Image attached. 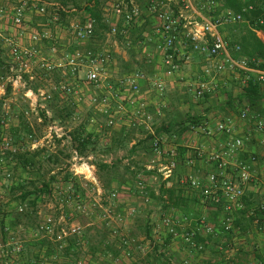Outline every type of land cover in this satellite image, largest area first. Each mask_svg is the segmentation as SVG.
<instances>
[{"label": "crops", "instance_id": "1", "mask_svg": "<svg viewBox=\"0 0 264 264\" xmlns=\"http://www.w3.org/2000/svg\"><path fill=\"white\" fill-rule=\"evenodd\" d=\"M44 1H49V4L52 3L50 2L51 0ZM88 1L92 0H74L80 6L85 5ZM195 1L198 2V0ZM130 2L134 3V0H130ZM140 10V16L126 34L112 37L108 35L107 31L102 37L93 35L85 41H76L70 30L72 25H82L89 18L84 12L70 14L66 17V26L55 25L52 29H50L49 22L44 20L45 17L42 15L31 12L25 17V20L29 22L28 28L33 32L29 35L27 45L32 42L30 37L37 33L39 40L36 46L47 57L51 55L52 50L55 51L52 54H55L56 57L66 53H73L76 50L109 51L111 61L106 67L108 79L104 82L103 88L95 90L97 95L110 94V111L108 115H102L105 116L106 122L109 119L113 120L112 126L108 127L106 124L108 130L113 129V133H109L104 141L112 145L115 139H119L125 145V150L118 149L117 153H124V156L121 157L122 164L129 175H131L132 181H134L132 173L141 172L148 165L153 167L152 171H148L151 173L150 175L143 176V174H140L144 178L146 185L145 194L153 203L149 205V210L146 212L150 221L148 222L147 218L144 228H139L142 229V233L129 239L125 235V233L130 235L129 231L121 229L120 225H112V222H114L112 219L111 222L104 223L105 227L98 231L103 242H99L98 247L93 245L91 247L89 246V234L90 232H95V230H88L84 227L83 240L85 247L82 252L85 251L86 256H84L82 261L84 264H153L151 259H157L155 264H170L171 262L181 264L183 260H187L190 264H229V261H234L237 264H259L264 258V210L261 209V205L264 203V148L258 144L255 136L246 139L248 134L247 124L238 118L241 108L238 107V103L235 100L232 106L236 109L237 115L234 114L230 107L227 106L226 95V92H231L232 97L236 99L243 85L242 76L237 72L231 71L216 72L212 68L213 61L192 52L190 60L182 63L179 72L167 75L162 65V40L159 34L156 36L155 33V28L156 26L158 28L159 22L157 21L156 23L155 17L148 13L147 10ZM72 11L74 12V9ZM104 11L108 27L112 24L121 27V19L114 15L110 9H105ZM225 29H221L222 34ZM233 31L235 33L232 37H227V35L223 34L226 41L229 39L236 42L242 39L246 40L252 33L254 34V39L264 44V32L250 28L248 23L233 25ZM178 48L182 52L190 51L189 46L183 40L178 43ZM241 57L247 59L246 56ZM134 72H143L148 78L147 81H140L139 83L141 93L138 101L134 105H128L122 99L112 98L113 91H108L106 84L109 82L115 86L119 79ZM155 78L163 84L164 89L161 94L156 92L151 86L150 81ZM201 83L207 84L211 90L205 94L207 97H204V95L196 98L188 91L189 85L194 89L196 85ZM151 90H154L158 95H164L168 91L175 98L176 94L178 97L173 101L171 99L168 100L166 96L164 99L160 98V102H156L150 100L147 96ZM123 96L120 95L122 98ZM197 99H199L198 102H196ZM142 103L146 106L141 109L140 105ZM114 104L118 106L113 107ZM114 109H117V111ZM127 112L130 114H126ZM116 114L119 117H114ZM188 115L201 117V123L177 137V134H175L176 128H178L177 125ZM249 117L254 116L249 114ZM218 123H223L231 128L232 137L243 138L245 152L238 155L237 158L239 160L247 161L250 155L256 157V162L252 166V182L246 187L244 193L243 209L234 213L233 229L230 232L221 231V213L218 215L214 207L204 205L195 191L181 183L182 179L187 175L205 177L208 173L214 171L213 164L207 161V154L220 149L228 136L217 132L212 136H205L200 128L213 129ZM164 130H169L171 133L174 132L179 145L178 151L180 149L186 150L183 156H178L176 170L173 176L165 182L167 187L174 186L176 195L179 191V195L176 198L179 206L171 209L175 211L176 215H184L192 219L204 217L217 232L214 236H208L203 233L197 235L195 241L203 247L201 251L192 249L180 239L174 241L165 239L162 243L155 241L156 239L154 240L151 234L150 224L152 221L154 222V217H158L161 213H166L167 210L152 197V195H158L160 183L158 184L157 182V158L150 149L149 138L150 131L158 133ZM92 134L95 139L97 131ZM110 160L103 161V164L107 165L108 168H111L114 164ZM189 160L192 161L191 166L187 165ZM97 184L101 194H99L96 187L91 186L94 187L97 195L103 199L106 190L99 185L98 181ZM129 185V181H124V179L120 181L111 179L109 182L111 193H116V198L117 196L127 197V195L122 193V189ZM78 187L80 192H82V189H80L82 185ZM137 191L141 194L136 188ZM135 194L137 196L129 197L133 204L136 203V199H143V194ZM109 195H106L107 199ZM126 197L125 199H118V204H126L124 201L127 199ZM163 198H165V195ZM6 206L7 209L15 208L16 203L12 202ZM1 207L3 205H0V209ZM5 210H0L2 222L7 223L13 230H17V227L22 226L28 234V238L23 241V252L18 257H14L10 261L11 264H28L33 260L39 264H65L71 262L67 258L68 256L71 257L70 253L74 256L77 255L79 249L76 247L75 241L72 248L67 249L65 247L63 251H59L57 247H54V243L47 238L34 239L30 236V231L36 227L41 218L39 217L40 212L35 211L36 209L31 212L32 217L38 219V222L33 227H26L23 222H18L17 224V222L12 221L11 215L7 213L10 210ZM121 211H124L122 207ZM117 228H119V231ZM124 236L132 241L128 248L119 242L120 239L125 238ZM4 240L5 234L0 231V244ZM114 240L119 241L116 244ZM148 245L150 246L148 247ZM126 248L130 250V253L134 254V257L132 256L130 259L124 257ZM0 256L3 257L1 252ZM3 259L5 258L0 257V262Z\"/></svg>", "mask_w": 264, "mask_h": 264}, {"label": "built area", "instance_id": "2", "mask_svg": "<svg viewBox=\"0 0 264 264\" xmlns=\"http://www.w3.org/2000/svg\"><path fill=\"white\" fill-rule=\"evenodd\" d=\"M1 1V0H0ZM9 6V20L15 27H21L28 13L44 16L45 9L36 8L30 0H3ZM56 1V0H53ZM110 11L121 19L122 24L119 29L116 24L109 26L108 35L116 37L124 35L140 16V8L132 2L125 0H109ZM253 10V5H247L241 12H234L229 9H219V4L214 0H163L157 3L152 1L147 12L152 14L159 26L155 28L156 36L159 34L162 40L163 59L162 65L167 75H173L180 71L183 62H188L191 58V52L199 54L213 61L212 68L216 72L231 71L242 73V83L244 84L250 76L253 75L257 81H264V70L253 69L247 66V59L235 57L240 52L238 45L230 46L228 41L221 33V29L233 26L239 23L249 22L244 18V13ZM2 12V11H0ZM52 20L57 21V15H52ZM256 23L262 24V19ZM94 22L87 18L82 25H72L70 30L76 41H85L93 36ZM31 44L25 46L19 42L9 41L8 60L5 62L6 78L5 88H9L12 94L20 93L21 97L28 103L31 110L44 111L46 117L50 120V114L43 103L52 100L53 93L46 88L38 87L33 89L30 83L35 79L33 66L37 67L44 75L58 73L61 82L53 87V90L59 94H77V89L88 87L92 92L88 96L90 105L97 108L100 115H108L110 111V94L97 95L95 90L103 88L104 82L108 79L106 67L111 61L109 51H80L62 54L56 57L52 50L48 57L43 55L37 48L39 36L33 34L30 37ZM183 40L190 51H180L178 43ZM80 73H82L80 75ZM148 78L143 72H134L118 80L115 86L111 83L106 84L108 91H113L111 95L114 99H122L128 105H134L138 101L141 93L140 81H147ZM153 89L161 94L163 84L157 79L150 81ZM189 85V84H188ZM81 86V87H80ZM5 89V90H6ZM4 88H0L2 93ZM211 89L205 83L196 85L194 89L189 85L188 91L196 98L203 97ZM94 91V92H93ZM124 92V93H123ZM120 95H124L123 98ZM146 105L142 103L141 109ZM122 109V108H121ZM249 108L244 106L239 112V119L246 122L248 134L246 139L255 136L256 141L264 148V117H249ZM110 117V116H109ZM107 126L113 125V120L106 122ZM4 121H0V151L15 153L24 151L23 147L14 148L8 139L2 133ZM205 136H212L217 133L226 134L228 137L223 146L207 154V161L214 166V171L208 173L205 177L187 175L181 181L190 189L195 191L204 205L218 206L221 213L220 228L222 232H230L233 229V215L235 212L243 209V197L246 187L252 182V166L256 162V157L250 155L247 161L239 160V154L244 153L243 138L231 136L232 130L223 123H218L213 129L200 128ZM46 140L68 139L70 136L54 121H49L47 126ZM149 145L153 155L157 158V182L164 183L170 179L177 167L178 143L176 137L169 136L166 132L150 131ZM40 143L31 141L28 151L38 149ZM72 164L69 169L68 180L60 189L62 196L59 199L58 210L60 211L58 219L53 215L47 214L39 219L36 227L30 231V236L34 239L47 238L56 244L58 250H64L69 240H74L76 247L80 250L85 247L83 240V228L77 224H68L64 206L75 203L76 209L81 214H86L85 206L80 204L82 195L79 185L86 182L99 191L95 178V166L92 163L93 157L90 155L81 156L76 150H72ZM1 162V159H0ZM191 166L192 161H187ZM84 171L80 172L79 169ZM145 171H152L151 165L144 167ZM8 177V175H7ZM160 185V184H159ZM136 188L143 194L145 203L151 200L146 196V185L141 175L137 176ZM116 198V193L108 196V206L98 204L101 210V220H112L111 201ZM165 199V198H163ZM26 203L17 207V213H23ZM264 210V203L261 205ZM167 212L161 213L157 220L150 224L151 234L155 241L161 243L165 239L174 241L180 239L196 251H201L203 247L196 243L195 238L199 233L208 236L217 234L214 227L206 221L204 217L192 219L184 215H176L171 208ZM135 209H129L128 215L135 214ZM110 222V221H109ZM108 222V223H109ZM0 231L5 234V240L0 244V252L5 258L0 264H11L14 257H18L23 252L24 242L16 238L15 231H24L22 226L13 230L7 223L0 225ZM121 243L128 248L132 241L122 238ZM125 255H130V250L125 251ZM28 264H39L33 260ZM65 264H84L79 259ZM174 264V263H170ZM181 264H190L183 260ZM229 264H237L229 261ZM259 264H264L261 261Z\"/></svg>", "mask_w": 264, "mask_h": 264}, {"label": "rangeland", "instance_id": "3", "mask_svg": "<svg viewBox=\"0 0 264 264\" xmlns=\"http://www.w3.org/2000/svg\"><path fill=\"white\" fill-rule=\"evenodd\" d=\"M134 4L139 7L137 3L134 2ZM8 6L9 5L3 0L0 1V11H2L0 12V59L2 61V64H0V88H4V90L6 89L5 62L8 60L7 54L9 51V41L19 42L27 46V43L29 42V35L33 33L27 26L29 24L27 20L23 21L21 27H15L12 25L9 20L10 15ZM234 33L235 32L233 31V26L229 28L226 27V29L223 31V34L225 36L227 35V37H232ZM33 71L35 79L30 83L31 87L46 88L53 93L52 100L42 104V106L49 111V114L51 116L50 120L48 119V117H46V119L41 117L40 111H32L31 107L21 97L20 93L12 94L11 91L7 92L6 89L4 93L0 91V102H2L0 116L4 118L2 133L14 148L23 147V149L27 150L30 146L31 141H36L40 143L38 149H41V152H44V154H41L38 159H36V163L34 166L29 168H22L15 165V161L7 157L6 152L0 151V205H3V207H1V210L7 209L6 205L15 202V199L18 198V192L10 190L15 182H28L26 189L31 190L33 188L39 187L42 183L50 181V178H53V182L51 184L52 191H50L49 195L42 196L38 199L35 211L40 212L39 217L51 214L55 219H58L60 213V211L58 210L59 199L62 196L60 189L63 187V183L66 182L68 175H70L69 169L72 164L71 158L73 146L71 144V140L68 139H44L49 121H54L59 126H61L69 136H71V133L79 131L82 127L84 128L86 133H95V131H97V137L94 139L93 144L89 145L86 153L81 154V156H93L92 163L95 166L94 175L96 181H98L99 185L106 190L105 197L102 199L97 195L94 187L86 182L81 181L82 187L80 189H82V192H80V194L83 195L80 204L85 206L86 214L79 213V211L76 209L77 205L75 203H72L69 206H64L67 223L80 225L83 229L84 227L88 230L94 229L95 232H90L89 234V246L92 247L93 245L94 247H98L99 242H103L98 231L105 227L104 223L112 221H102L101 218H99L101 216V210L98 208V204H102L105 207L108 206L106 195L111 194V187L109 186V182L111 179H117L119 181L121 179H124V181L127 180L130 183L129 186H125L122 189V193L124 195H127V197L125 196L127 199L124 200L126 204H118V199H125V197L121 196H117V198H114L111 201V217L115 222H112L113 224H111L114 226L120 225L121 229L129 231L130 235H127L125 233V235L129 239L134 235L138 236L139 233H142V229L139 228H144V225H146L145 221L149 217L148 215H146V212L149 210V205L153 203L152 201H150L149 203H145L144 199L141 198L136 199L135 204L130 201V196H137V194L135 193H138V195L140 193L138 191L136 192V183L135 181H132L131 175H129L122 164L121 157L124 156V153H117V150L124 149L125 145L119 139H115L112 145H109L108 142L104 141V139L108 137L109 133H113V129L111 128L110 130H108V128L106 127L105 116L100 115V113L97 111V108L89 104L88 96L92 92V90L88 87H81V89H77V94H59L58 92L53 90V87L60 83L62 80L58 73L55 72L44 75L35 66H33ZM81 74L82 73H80V75ZM147 96L150 100H154L156 102H160L159 99H164L166 96L168 100L171 99L173 101H175V99H177L178 97V95L176 94L175 98L168 91H166L164 95H158L154 90H151L147 94ZM198 101L199 99H197L196 102ZM117 106L118 105L114 104L113 107ZM238 107L240 106L238 105ZM114 110L117 111V109ZM230 110H232L233 113L237 115V111L234 107L230 108ZM65 111L71 112V116L67 119L63 118L65 116H63L62 118H58V115H61L59 114V112L64 115ZM126 114L130 113L127 112ZM114 117L119 116L118 114H116V116L114 115ZM24 123H26L30 127L32 138L21 132V127ZM17 125H19V130H17L18 134L15 133L16 131L14 132V129L17 127ZM17 135L21 136L20 141L17 140ZM47 155H49V157H47ZM107 160H110L112 163H114L113 167L115 168H101L98 166V164L105 165L103 164V161ZM79 171L83 172L84 169L81 168L79 169ZM29 182H31L32 184H29ZM137 205H139V207H137ZM27 207L28 206L26 205L24 209L26 210ZM121 207L122 209H124V211H121ZM130 208H134L136 212L135 214L129 216L127 214V210H129ZM7 210H10L9 212H7L10 215L15 211L14 208H8ZM138 210L140 211L138 212ZM154 220L156 221L157 217H154ZM149 221L150 218H148V222ZM37 222L38 219L31 216L28 219H25L23 223L26 227H33V225H35ZM131 225H133L132 228H130ZM117 229L119 231V228ZM13 235L16 238L21 239L22 241L28 238L26 230L25 232L15 231ZM118 241L119 240L115 241V243L117 244ZM119 242L121 243V241ZM53 245L54 247H56L55 243ZM149 246L150 245H148V247ZM69 255L71 257L68 256L67 258L68 260H71V262L74 261V259L84 260L86 252H82L81 249L77 251V255L74 256L71 255V253ZM132 256L134 257V254L132 253H130L129 256H126L124 254V257L126 259H130ZM151 260L152 262H150L153 264L157 262V259Z\"/></svg>", "mask_w": 264, "mask_h": 264}, {"label": "trees", "instance_id": "4", "mask_svg": "<svg viewBox=\"0 0 264 264\" xmlns=\"http://www.w3.org/2000/svg\"><path fill=\"white\" fill-rule=\"evenodd\" d=\"M31 1V0H30ZM126 2H130V0H125ZM152 1L156 0H134L135 3L139 5L140 9L147 10L149 5ZM163 0H157L158 2H161ZM219 4V9H229L234 12H241L243 9L246 8L247 5H253V10L244 13V18L249 22V27L254 29H259L264 32V0H214ZM49 1L39 0V1H31V3L35 4L36 8H42L44 7L45 13H44V20L49 22L50 29H52L55 25H61L66 26V17H68L70 14L78 13V12H84L86 13L89 18H91L94 22V28H93V35L94 36H104L105 33L108 31V22L105 17V9L109 8V0H92L86 2L85 5L80 6L79 4L75 3L74 0H56V1H50L52 3H48ZM74 9V12L72 11ZM57 15V21L52 20V15ZM259 19H262V24L256 23ZM122 23V21H121ZM120 29V27H119ZM254 34L250 33V35L246 38V40L242 39L241 41H233L232 39L227 40L228 44L230 46L232 45H238L240 47V52L238 54H235V57L238 58L240 56H246L247 57V66L253 69H259L264 70V44L259 42L257 39H254ZM0 64H2V61L0 59ZM240 76H242V73H240ZM33 89H36L35 87H32ZM10 89L7 88V92H9ZM227 95V106L232 108L235 100L237 101V105L240 106L242 109L244 106H248L249 113L254 117H263L264 116V81H257L253 75L250 76V79H248L241 87L239 95L236 96V99L232 97L231 92H226ZM204 97H207L205 95ZM1 105L2 102H0V112H1ZM65 114L60 116L58 115V118L67 119L71 116V112H64ZM41 117L46 119V115L44 111H40ZM54 118V117H52ZM4 121V118L0 116V121ZM201 117L197 116H186L184 120H181V122L177 125L178 128L175 131V134H177V137L184 134L185 132L189 131L190 128H194L195 126H198L201 123ZM17 130H19V125L14 129V132L17 133ZM168 133L169 136L175 135L174 132L171 133L169 130H164ZM163 131V132H164ZM21 132L25 135H28V137L32 138L31 129L30 127L24 123L21 127ZM18 134V133H17ZM71 144L73 146V150H76L79 155L85 154L89 145L93 144L94 141V135L92 133H86L84 128L82 127L79 131H75L74 133H71ZM17 140H21V136L17 135ZM2 139L0 137V143ZM186 150L180 149L178 151V155L183 156ZM44 154V152H41V149H36L34 151H17L15 153L6 152V156L13 159L15 161V165L22 168H29L35 165L36 159L38 157ZM49 157V155H47ZM101 168H108L107 165H100ZM113 167V166H112ZM111 167V168H112ZM115 168V167H113ZM143 174L148 176L151 173L148 171H145L143 169L141 172H135L132 173V178L136 182L137 176ZM69 177V175H68ZM68 177L66 181L68 180ZM53 182V178H50V181L42 183L39 187L33 188L31 190L26 189L28 182L23 181H17L15 182L12 187L10 188L11 191H17L18 192V198L15 199L16 207L14 208L15 211L11 213L12 221L17 222H24L25 219H28L32 216L31 212L36 207L37 200L45 195H49L50 191H52L51 184ZM29 184H32L29 182ZM175 188L174 186L167 187L166 183H160L159 185V192L157 196H153L154 200L158 201L163 205L165 209L168 208H178L179 203L176 200V198L179 195L175 194ZM181 193V192H180ZM165 195V199H163V196ZM176 195V196H175ZM174 198V199H173ZM23 203L27 204V209L24 210L23 213H17V207ZM217 211V214H220V209L218 206H214ZM1 210V209H0ZM0 223L2 224V219H0ZM16 224V223H15ZM14 224V225H15ZM20 224V223H19ZM196 239V238H195ZM74 246V240H69L67 249L72 248Z\"/></svg>", "mask_w": 264, "mask_h": 264}]
</instances>
